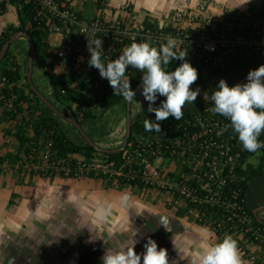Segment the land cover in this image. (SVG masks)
<instances>
[{
	"label": "trees",
	"instance_id": "trees-1",
	"mask_svg": "<svg viewBox=\"0 0 264 264\" xmlns=\"http://www.w3.org/2000/svg\"><path fill=\"white\" fill-rule=\"evenodd\" d=\"M7 4H12L16 7L18 22L17 24H8L3 29L0 35V49L8 37L16 31H24L30 35L35 47L34 57L38 59L44 70L45 79L52 89L54 98L51 101L54 105L58 102L67 108L75 106L81 116V119L76 120L82 124L86 119H94L101 116L115 102L125 101L123 97L113 95V89L106 86L108 81L101 78L95 68H93L90 80L75 76L73 71L66 73L54 71L53 62L47 61L45 57L46 54L52 53V46L48 41L50 32L43 24H38L34 20L37 12L35 4L24 0H0V14L5 11ZM78 15L81 17L79 13ZM155 23V21L152 24L145 21L147 26L155 27ZM13 43L9 45L0 60V107H2L1 117L3 120L11 123L9 127H4L3 132L7 136H12L18 145L17 151L14 153L16 159L24 157V160L31 162L33 158H37L38 162L43 163L44 166L48 163L49 166H46V171H40L43 176L48 175L50 172H57L61 176L76 177L73 172L65 174L63 171L51 167V162L64 159L65 162L75 165L78 157H84L89 160L93 156H98L108 162H112L113 169H118L122 166L123 174H126L130 165H134L133 160L131 164L126 162L127 154H132L133 156L134 150L139 148L147 156L149 155L150 145H153L154 148L156 147V143L152 139L154 130L149 132L144 128V120L146 118L155 120V116L152 114L132 120L131 134L127 144L123 150L118 152L106 153L98 151L85 140L81 143L68 138L55 117V112L51 111L38 97L37 93L30 88L26 73H23V65L12 47ZM116 54H118V51H115L114 55ZM102 60L104 59L102 58ZM188 62L195 69L198 68L196 83L202 86V84L212 78L231 70L256 69L264 64V59H259L253 55L241 54L224 67L203 62L195 64L189 60ZM180 63L181 61L179 60H173L168 66V70L171 71ZM128 70H130V73H128ZM128 70L126 75L130 79L133 90L140 84L142 73L131 67ZM211 107V102H205L194 111H183V117L180 120L170 116L167 120L159 122L163 129V127L168 125L174 127L186 125V121L195 115L201 116L200 123L205 124L213 116L222 121L220 127L224 130L222 135L224 139L221 141L219 138L222 137H218L222 146L216 149L218 174L215 179H209L203 175L207 169L205 164H203L202 169L198 168L194 172L189 166L183 164V159L188 154L187 151L184 155L175 154L171 156L179 168V175L177 176L181 177L182 174L189 176L186 182L195 188L194 194L197 198L192 201L188 196L178 197V193H174L173 200L178 198L177 205L174 208V215L190 217L194 223L208 227L218 236H222V232L225 230L226 234H243L248 240L259 245L264 254V224L258 222L253 213V209L260 204H264V200L255 206L249 204V190L252 179L264 176V148L259 149L255 153L248 152L244 148L241 149V143L237 138V134L232 130L230 121L210 111ZM95 110H99V112H95ZM230 134H234V139L229 138ZM176 135L175 130H172L171 133L167 134V137L169 136L168 138H170ZM205 138H207V135L201 137L202 140ZM259 140L264 143V132L260 135ZM161 143L160 150L162 155L170 156L169 151L164 148V144L167 143L170 149L174 145L163 140H161ZM227 146L230 147L227 153L221 154V151H226ZM236 152H239V156L230 161L229 156H236ZM193 173L202 177L200 184L197 183L198 177L193 175ZM138 174L140 175V173ZM170 175L175 174L170 173ZM83 176L107 177L109 182L115 180L117 184H127L138 189L156 188L153 184L140 179L139 176L128 178L125 175L118 176L113 174L108 177L101 174L95 175L92 172L83 174ZM13 195L15 194L11 193V197ZM11 204H13V201L9 199L8 205ZM189 209H193L197 213H189Z\"/></svg>",
	"mask_w": 264,
	"mask_h": 264
},
{
	"label": "rangeland",
	"instance_id": "rangeland-1",
	"mask_svg": "<svg viewBox=\"0 0 264 264\" xmlns=\"http://www.w3.org/2000/svg\"><path fill=\"white\" fill-rule=\"evenodd\" d=\"M54 35L50 38L52 53L45 57L56 67L64 61H58L55 55L54 49L59 43L54 40ZM25 39L21 38V41ZM14 46H18L17 42ZM27 54L28 48L25 50L23 73H27ZM249 70L253 68L228 71L202 84V87L211 93L220 79L231 86L246 77ZM36 86L47 94L43 86ZM202 101L204 104V99ZM55 104L68 116L81 119L75 106L67 108L58 102ZM183 108L190 107L184 105ZM55 115L68 138L84 142L70 121ZM101 116L82 122L83 129L90 136L93 135L90 125L93 127L99 123L110 129L116 124L112 115L106 120ZM125 131L126 122L121 125L115 147L122 144ZM5 144L16 146L11 140ZM38 161L37 158L30 162L24 157L16 159L14 154H0V199L8 198L10 193L15 194L10 197L13 204L0 206V264H101L105 249L114 250L124 242L130 244L134 238L137 240L134 249L137 253L144 251L143 245L148 238L163 248L162 242L158 241L162 224L167 225L168 217L177 205L171 193L160 188L138 189L117 184L115 180L109 182L107 177H65L57 172L43 176L40 171H46V166ZM174 162L162 158L155 164L163 174L174 173L177 176L179 168ZM250 185L249 204L255 206L264 200V176L252 179ZM124 193L130 194L127 206L120 203ZM259 216L264 219V210L259 212ZM184 218L194 223L190 217ZM171 225L175 227L178 224ZM231 236L245 259L251 264H264V254L259 245L243 234L232 233Z\"/></svg>",
	"mask_w": 264,
	"mask_h": 264
},
{
	"label": "built area",
	"instance_id": "built-area-1",
	"mask_svg": "<svg viewBox=\"0 0 264 264\" xmlns=\"http://www.w3.org/2000/svg\"><path fill=\"white\" fill-rule=\"evenodd\" d=\"M24 1H31L37 7L34 20L38 24H43L50 33L60 37L59 45L55 50L57 60L70 63L68 71H73L75 76L86 80L92 78L93 71V67L88 64L90 58L86 47L88 39L102 40V58L106 61L116 59L132 42L147 41L152 46L159 47L169 36L176 39L177 51L188 52L186 59L195 64L203 62L224 67L241 54L264 59V0H254L243 9L231 8L225 4L214 3L212 0H199L195 6H190L189 0H169L172 12L170 21L163 24L156 22L155 27L145 24V21L154 23L153 19L138 21L127 14L110 20L99 12L85 19L78 15V11L73 6L62 0ZM93 1L98 2V0ZM108 5V2L100 1L101 9H106ZM211 8L216 12H210ZM115 51H118V54L114 55ZM126 77L128 78V75ZM106 86L111 88L109 83ZM200 121L201 116L195 115L186 121V125L176 127L168 125L161 128L160 133L154 131L152 139L156 147L150 145L147 156L139 148L134 150L133 156L127 154L126 162L131 164L133 160L135 166L130 165L126 174H123L122 166L113 169L112 162L98 156H93L89 160L78 157L75 165L65 162L64 159H58L51 162V167L65 174L73 172L77 177L90 172L108 177L113 174L125 175L128 178L139 176L156 188L172 195L178 193V197L188 196L194 201L197 199L194 194L195 188L186 182L189 176L165 175L155 162L162 158L174 162L171 156L184 155L187 151L188 154L182 163L189 166L193 172L198 168L202 169L205 164L207 169L203 175L215 179L218 174L216 149L222 146L218 137H222L219 138L221 141L224 139L222 136L224 130L220 127L222 121L213 116L205 124ZM172 130H175L177 135L168 138L167 134ZM203 135H207V138L202 140ZM229 138L234 139V134H230ZM161 140L174 145L170 149L167 143L164 144L170 156L162 155ZM229 148L227 146L226 151H221V154L227 153ZM241 149H243L242 145ZM238 156L239 152H236V156H229V160H234ZM46 166H49L48 163ZM193 175L198 177L197 183L200 184L202 177L195 173ZM173 201L177 203L178 198ZM189 213L197 212L189 209ZM224 234L226 230L220 237L223 238Z\"/></svg>",
	"mask_w": 264,
	"mask_h": 264
},
{
	"label": "clouds",
	"instance_id": "clouds-1",
	"mask_svg": "<svg viewBox=\"0 0 264 264\" xmlns=\"http://www.w3.org/2000/svg\"><path fill=\"white\" fill-rule=\"evenodd\" d=\"M248 3L245 0L244 4ZM90 53L88 64L98 70L101 78L106 79L113 89V95L123 97L129 103L136 101V93L132 90L130 79L126 77L129 67L136 69L141 75L140 94L148 102L147 111L153 113L155 120L146 118V131L161 132L159 122L170 116L176 120L183 117V107L197 99L200 89H191L198 79V71L186 59L188 52L177 51V41L169 36L159 47L149 42H132L113 60H102V40H89L86 45ZM173 60L181 63L169 71L168 66ZM157 96L164 97L159 106L154 107ZM205 100L211 101V109L230 121L232 130L242 147L255 153L264 148L259 140L264 132V64L249 70L246 82L229 86L220 79L209 93L205 91ZM137 102V101H136ZM141 107L140 103L137 102ZM142 109V108H141ZM130 194L124 193L120 203L127 206ZM164 226V224H162ZM165 227V226H164ZM165 230L168 229L165 227ZM138 231L135 233V237ZM134 238L129 244L121 243L116 249H105L101 264H169L167 250L158 247L157 243L148 238L143 245L144 251L137 253ZM190 264H245L242 260L236 240L229 234L215 240L209 239L190 257Z\"/></svg>",
	"mask_w": 264,
	"mask_h": 264
},
{
	"label": "crops",
	"instance_id": "crops-1",
	"mask_svg": "<svg viewBox=\"0 0 264 264\" xmlns=\"http://www.w3.org/2000/svg\"><path fill=\"white\" fill-rule=\"evenodd\" d=\"M66 3L70 4L78 11L81 17L85 19H89L99 12L103 14L107 19L113 20L115 18L124 16L127 14L128 16L134 17L138 21H142L144 19L150 18L153 19L158 24L168 23L171 17V4L169 0H102L108 2V6L106 9H101L100 5H98L93 0H89L83 2L82 0H62ZM199 0H189L190 6H195ZM214 3H221L228 5L231 8L243 9L248 4L253 2L254 0H248V3L244 4L245 0H212ZM216 12L214 8L210 9V12ZM17 12L16 7L12 4H7L5 11L0 14V35L3 29L8 24H17ZM52 33L48 36V41L51 46ZM21 38L15 42H17L18 46L15 47V53L19 57L20 62L23 65L25 50L29 47L28 42L25 39L21 41ZM54 40L59 43L60 37L58 35H54ZM56 50V49H54ZM28 55V54H27ZM49 60V59H47ZM28 62V56H27ZM55 65V63H53ZM70 63L63 62L61 64H57L54 66V71L60 73L68 72V68ZM28 70V69H27ZM35 70V71H33ZM32 81L35 84L43 86L47 94L45 95L48 99L53 100V92L50 85L47 83L45 79L44 70L41 67L37 58L33 57V69L31 75ZM243 81L242 83H245ZM236 83V81L234 82ZM234 85V84H233ZM37 87V86H36ZM40 91V90H39ZM141 90L138 91L134 97V99L140 103L141 107L136 101L130 103V116L131 120L140 119L147 115H154L153 113H149L147 111L148 102L144 100V97L140 94ZM210 93V92H209ZM161 96H157L156 103L153 105L154 107L159 106L160 102L163 100ZM203 99L198 95L197 99L191 103H186L185 105L189 106V109L183 108L184 112H191L203 105ZM142 108V109H141ZM2 107H0V154H14L17 151L18 145L12 136H7L4 134V127H9L11 125L10 122H6L1 117ZM112 115L116 120V124L113 128L108 126H102L99 123H96L93 127V135L91 136L93 140L101 146L113 148L116 146L117 138L121 134V125L126 122V101H117L115 102L109 109H107L100 118L107 119L108 116ZM91 119V118H90ZM84 121H89L86 119ZM82 125V124H81ZM85 131V130H84ZM86 132V131H85ZM87 133V132H86ZM14 141L16 146L9 147L6 145V141ZM118 147V146H117ZM11 197V193L8 198L0 199V206L8 205V201ZM259 215V213H258ZM261 218V217H260ZM263 219V218H262ZM171 223H177L178 225L173 227ZM165 227L168 231L165 230V227H162L161 236L159 237V242L161 241L163 244V248L167 250L169 264H190V257L209 239L215 240L218 235L215 234L214 231L209 229L206 226H200L196 223H191L190 221H186L184 217L175 216L174 213L169 215L168 223H166ZM222 238V237H221ZM258 247V246H257ZM256 251L257 248L253 247ZM242 256V255H241ZM242 260L245 264H251V261L242 256Z\"/></svg>",
	"mask_w": 264,
	"mask_h": 264
},
{
	"label": "water",
	"instance_id": "water-1",
	"mask_svg": "<svg viewBox=\"0 0 264 264\" xmlns=\"http://www.w3.org/2000/svg\"><path fill=\"white\" fill-rule=\"evenodd\" d=\"M25 37L27 42H28V62H27V67H28V70H27V73H26V78H27V81L29 82V86L30 88L37 93L38 97L42 100V102L53 112H55L57 115L67 119L68 121H70L75 127L76 129L79 131V133L82 135V137L85 139V141L92 145L96 150L98 151H102V152H106V153H113V152H118L120 150H123L127 144V141H128V138L131 134V123H132V120H131V116H130V103L128 101H126V131H125V134H124V137H123V142L120 146L118 147H113V148H110V147H104V146H101V145H98L94 140L93 138L84 131L82 125L74 118L68 116L66 113H64L63 111H61L60 109H58L56 107V105H54L52 103V101L50 99H48L45 95H43L38 89L37 87L35 86V84L33 83L32 81V78H31V75H32V69H33V57H34V54H35V47H34V42L32 40V38L30 37V35L24 31H16L14 33H12L8 39L3 43L1 49H0V60L1 58L3 57L5 51L8 49L9 45L14 42L18 37ZM247 77V76H246ZM246 77H243L239 80L236 81L235 84L237 83H242L243 81L246 80ZM192 89H197L199 88L200 89V94L199 96L205 100L204 98V93H205V89L197 84L196 82L194 84H192L190 86ZM140 87L137 86L133 89V91L135 93H137L138 91H140ZM206 102H211V101H208V100H205ZM261 209H264V204L256 207L253 209V212H254V215L257 219L258 222L260 223H263L264 224V219L260 218V216L258 215V213H256L258 210H261Z\"/></svg>",
	"mask_w": 264,
	"mask_h": 264
},
{
	"label": "flooded vegetation",
	"instance_id": "flooded-vegetation-1",
	"mask_svg": "<svg viewBox=\"0 0 264 264\" xmlns=\"http://www.w3.org/2000/svg\"><path fill=\"white\" fill-rule=\"evenodd\" d=\"M260 205H262V204H260ZM260 205H258V206H260ZM258 206H257V207H258ZM261 210H264V209H261ZM261 210H258L256 213H259ZM253 213H254V212H253Z\"/></svg>",
	"mask_w": 264,
	"mask_h": 264
},
{
	"label": "bare ground",
	"instance_id": "bare-ground-1",
	"mask_svg": "<svg viewBox=\"0 0 264 264\" xmlns=\"http://www.w3.org/2000/svg\"><path fill=\"white\" fill-rule=\"evenodd\" d=\"M205 101V100H204ZM206 102V101H205Z\"/></svg>",
	"mask_w": 264,
	"mask_h": 264
}]
</instances>
